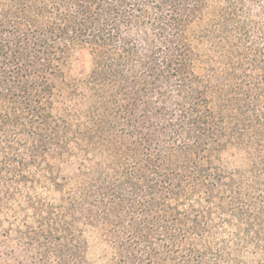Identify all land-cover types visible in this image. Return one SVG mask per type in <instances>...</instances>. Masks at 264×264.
Here are the masks:
<instances>
[{"label": "trees", "instance_id": "16d2710c", "mask_svg": "<svg viewBox=\"0 0 264 264\" xmlns=\"http://www.w3.org/2000/svg\"><path fill=\"white\" fill-rule=\"evenodd\" d=\"M0 264H264V0H0Z\"/></svg>", "mask_w": 264, "mask_h": 264}]
</instances>
